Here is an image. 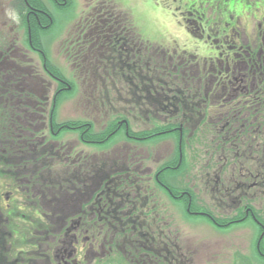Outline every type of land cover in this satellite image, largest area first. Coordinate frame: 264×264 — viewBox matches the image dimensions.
Returning a JSON list of instances; mask_svg holds the SVG:
<instances>
[{
    "label": "flooded vegetation",
    "instance_id": "1",
    "mask_svg": "<svg viewBox=\"0 0 264 264\" xmlns=\"http://www.w3.org/2000/svg\"><path fill=\"white\" fill-rule=\"evenodd\" d=\"M2 1L0 0V173L2 177H6L10 173L13 174L11 168H14L17 173L16 179L22 182L8 178L0 182V188L7 190L4 193V203L0 197V204H3L0 207V217H5L4 227L6 229L4 253L2 251L3 264H24L21 255L16 254L22 251H16L15 254L10 253L13 246L12 239L14 241L16 237L20 241L31 240L27 254L29 257L34 256L35 261H42L43 264H54L56 260L61 261L59 264H204V261H208L209 264L217 262L264 264V209L254 204L256 199L259 200L257 196L264 194V5L258 7L257 10L255 6V10L252 11V16L255 17L251 16V18L256 22L255 35L248 28L247 20L242 24L244 41L239 40V26L236 30H230L227 25H224L221 31L210 34L212 28L209 23L204 24L197 21L200 19L194 18V15L189 13V8L183 12L186 16L181 17L184 20L183 25L178 23L186 36L191 39L190 53L193 50L195 52L199 50L205 62L209 61L208 71L216 74L214 78L222 83L220 87L209 88L208 92L198 80L196 87L190 86L195 106L207 103L205 107L212 108L214 113L226 117L220 129L210 124L212 127L201 139L202 146L204 150L207 149L206 152L212 151L219 155L226 141V155L230 160L227 164L232 172L231 179L233 177L242 179L240 186H236V183L232 181H224L225 184L217 186L218 189L221 188L227 192L228 201L224 202L226 208L221 207L220 210L210 215L199 210H195L193 214H189L190 211L187 212V215L197 218L198 221L191 220V217L184 218L183 223L187 226L189 224L197 226V230L208 227L214 235L225 238L223 246L216 251L214 246H211L213 236L211 242L202 240L196 245V250H193L194 248L182 247L179 244L181 239L178 233L175 236L176 239L167 244L157 242L163 234L153 238L148 231V226L152 222L154 226V221L159 216L157 209L148 210L150 203L158 202L161 206L164 201H168V194L171 196L172 192L180 188L185 194H187L186 188L192 190L193 194H198L197 191L203 187L199 186V188L196 181H206V184L211 181L208 174L202 176L203 178L184 180L189 177L185 171L188 160L191 158V152L185 151L184 159L182 154L181 158L178 157L177 162L184 163L185 169L181 171V176L179 173L169 174L168 170L177 168L178 163L176 165L162 163L168 160L166 156L161 161L163 165L161 169L154 164L156 169L149 174L142 169L136 170L140 166L135 167L136 165L131 160V152L127 147L132 143H143L151 149L159 144L153 142L151 135L128 136L126 133L128 124L117 122L116 129L123 127L124 136L128 137V143H125L126 147L121 153L119 152V156L127 158L129 163L126 164L133 166L135 173L138 174L136 178L138 182L132 181L134 186H131L132 189L136 188L134 196L131 201L125 202L121 196L123 189L112 185L116 182V178L118 180L121 178L120 174L110 176L112 173H109L104 177L99 162L89 164L91 165L89 169L88 165L82 164V160L85 159L83 155L70 146V141L61 138L65 133L76 134L74 131L79 130L78 140L80 142L78 141V144L99 146L103 140L85 137L94 129L93 124L71 122L69 125L60 124L58 126L53 118L54 94L58 90H66L68 85L55 78V62L48 54L45 44L43 43V47L38 42L40 31L49 30L51 25L49 9L45 3L40 4V0H16L17 4L11 7L9 18L5 11L7 5ZM57 1L52 0L55 4H58ZM245 2L247 3V0ZM81 22L73 30L72 36L64 41L63 62L66 68L71 72L84 70L81 71L83 83L90 75L93 80L88 79L87 84L94 87L97 86L96 80L100 81L104 74L106 77L112 76L117 79L116 83L125 84L139 101L142 93L143 98L148 100L149 97L159 92L157 87V90L151 86L148 87V79L140 74L141 72L133 71V69L137 71L141 68L137 67L140 62L134 61V57H140L141 54L145 60L141 69L149 70L153 62L157 63L150 55L146 56L147 46L144 42L134 41V31L130 34L124 33L128 36L122 37L124 29H115L120 23L117 25V22L114 23L115 21L109 16L107 19L102 13L97 12L92 3L89 4L86 17ZM98 23L101 26L108 25L112 32L99 30ZM200 38L206 40H200ZM108 44H112L111 49L104 50L99 60L98 48ZM95 49L97 54L93 55ZM192 55L196 57L194 53ZM130 58L132 61H129ZM163 63L165 70L174 69L172 75L178 73L180 62L171 69H168L171 65L166 66L167 60ZM94 68L96 69L92 74L91 71ZM195 68L196 64L187 65L188 80L181 78V75V79H177L181 81V85L183 82L194 81V78L198 79V72ZM182 76H186L184 71ZM55 84L62 85V87L58 89ZM165 91L162 87L163 96L153 100L155 108L162 109L166 107V104H170L176 109L175 104L164 97ZM39 92H44L46 95L52 92L53 96L50 99L46 95L41 96ZM6 93H8L7 98L3 97ZM172 93H176L175 97L178 94L182 96V90L178 88ZM207 93L212 96L210 102L207 100ZM115 96L120 99V92ZM147 102L151 103L150 100ZM143 109L146 115V109ZM132 120H129L130 124H133ZM172 121L169 123L175 127L167 129V133L172 136L177 135V139L183 141L181 139L183 130L189 132L187 128H184L186 122L183 119L179 120L180 122L175 119ZM218 121V116L215 115L213 122L216 124ZM221 130L223 137L219 134ZM189 136L190 134L186 135L188 142ZM52 149H56L57 153H54ZM151 152L156 153V148ZM41 155L48 156L50 160L56 158L58 162L64 163V167L67 166L65 168L67 172L60 179L67 183L65 188L68 192L65 198L56 202L60 210L65 209L73 201V190H75V195L79 194L77 206L70 212L72 214L66 216L65 222L57 228V233L53 235H49L50 227L45 221L46 218L51 217L49 211L38 206L33 197H23V192L27 193L38 180L35 172H38L39 168L35 164L42 161L39 159ZM137 158L141 159L142 156ZM11 159L14 162H10ZM153 161L155 160L152 159L149 162ZM40 169H43L42 166ZM122 171L127 173L129 168L122 169ZM30 173L33 174L32 178L27 180L26 175ZM169 179L177 180V185L170 183ZM25 180H27V185H25ZM144 184L153 186L154 189L151 192L148 187H143V193L146 196L141 197L138 186ZM180 184H183V187ZM213 186L207 185L210 189ZM10 187L15 191L10 192ZM171 198L177 199L175 196ZM186 202L190 206L192 199L189 198ZM125 203L128 206H125ZM198 204L199 200L196 201L197 206ZM125 207L128 210L123 214L120 213L119 209ZM25 209L29 212L26 213ZM107 216H110L114 223V225L110 224L113 232L109 235L108 229V234L103 238L104 221L107 220ZM124 222H126L125 225ZM23 235H28V239H25ZM37 235H42V239H38ZM105 239L108 240L107 244L105 241V245L110 257L104 262V256L100 255L99 258L98 253L94 255L93 260L91 254L94 251L100 252V250L102 253ZM201 257L204 258L202 263L200 262Z\"/></svg>",
    "mask_w": 264,
    "mask_h": 264
},
{
    "label": "rangeland",
    "instance_id": "2",
    "mask_svg": "<svg viewBox=\"0 0 264 264\" xmlns=\"http://www.w3.org/2000/svg\"><path fill=\"white\" fill-rule=\"evenodd\" d=\"M3 1L2 3H5L7 5L5 11L10 18V12L12 11L11 7L13 8L17 4V1ZM41 1L46 4V7L49 9V12L53 17V23L51 25L50 31L45 30L41 32V34H46V40L48 42L47 51L52 52V57L55 60L56 66H59V64H63L62 60L64 55V41L67 40L68 37L72 36L73 30L80 23H82L81 21L84 19V17H86L89 3L93 2L94 4H98L100 7H107V9L120 17L119 21L123 26H125L126 23L132 19L135 24V32H133L132 29L124 28L122 37H124L125 34H130L131 32H133V34L135 35V37H133L134 41L137 40V42H139L138 39L141 38L143 41L148 42V45H150L151 47L149 49L148 46L146 47V56L150 55L156 60L155 62H157H153V66L149 70H143L141 68L143 67V63L145 60L143 54H141L140 57H134V61L140 62L138 63L137 67L141 68H138L137 71L133 69V71L141 72L140 74H143V76L148 79V87L151 86L156 90L158 88L159 92L148 98L151 103L147 102L148 100H145L143 98V93L142 98L139 101L137 96L135 98L125 84H123L122 82L114 83L117 79L113 78L112 76L106 77L104 74L100 81L96 80V87L89 86L87 84L88 79L93 80L90 75L85 78V82L83 83V74L81 73V71L84 70L79 69L78 71H74V80H76V87L74 91L69 93L67 96H63L62 94L59 106H57V111L55 110V121L57 123L56 125L60 126V124H69L71 122L79 121L83 122V124H90L89 122H91L94 126V129L89 132L88 136L91 137L92 133L95 134L97 132L98 134L91 138L94 140H102L110 130L108 129V125L114 123L115 120H118L119 117H117L116 114L120 113L121 111L125 112L127 110L128 114L127 116H125L127 117V121L133 119V124L130 127L132 128L134 136L137 137H140L144 133L147 134L156 131L157 129H171L172 127H175L169 123L173 122L172 119H175L178 122H180L179 120L183 119L186 122L184 123V128H187L190 132L189 133L187 130H183L182 138L184 151L191 152V158L188 160L186 171L183 166L179 167L182 162H177L178 159L177 155L175 154L177 142L171 137L156 141L157 144H159L155 145L156 147H154L157 150L156 153H152L151 151L154 148L150 149L149 147H146V144H130L127 148L129 149V152H131V160L133 164L136 165L135 167L140 166L136 170L142 169V171H144L146 174H149L152 170L156 169L154 164L158 166V169H161L163 167V165H161V161L166 156V158L168 157V160L162 161V163H168L169 165H176L178 163V169L184 170L189 175L188 178L184 179L185 181L192 180L196 177L203 178L202 176H204L205 174L209 175L208 178H210L211 181H208L207 184L206 181H196L198 187H203L202 189H199V191H197L199 195L197 193L193 194L192 190H188L186 188L187 194H185L183 190V192H179L178 195H174L177 199L164 201V204H162L161 206H159L158 202L150 203L148 210L150 208H154L155 210L157 209V214H159V216L158 219L154 221V226L152 225L153 222L150 225L149 221L147 222V224L149 225L148 231L153 238H155L159 234H163L159 239H157V242L167 244L176 239L175 236L178 233L179 239H181L179 244L182 247L194 248L193 250H196V245H198L202 240L211 242L213 236L211 246H214L215 250L217 251L223 246L225 238H221L222 236L214 235L212 230L208 227H203V229L201 228L197 230V226L190 224L189 226H187L185 223H183L184 220L182 219V216L180 214V205H182V207L184 208V216L188 218L191 217V220L193 221H198L197 218L187 215V212L190 211L189 214H193L195 210H199L200 212H204L210 215L213 214L214 211L220 210L221 207L226 208L225 203L228 201V198L226 196L227 192H224L223 190H221V188L218 189L217 186L225 184L224 181H232L233 183H236V186H240L242 179L240 180V178L237 179L235 177L231 179L232 172L227 164L228 162H230V160L226 155V141H224V148L222 149L221 153H219V155H216L212 151L206 152L207 149L204 150L202 146L201 139L204 137V134H206L212 127L210 126V124L215 126V128L220 129V127L224 124L226 117L214 113L212 108L205 107L207 103H201V105L198 107L195 106L194 100L192 99L193 94L191 92L190 86L192 88L196 87L198 80L200 81V85L204 87L205 91L208 92L209 88H216L218 86L220 87L222 86V83L217 82L216 78H214L216 74H212L208 71L207 65L209 64V61L206 60L207 63L205 62L199 50L197 52H195V50L192 51V53H194L196 57H194L192 53H190L189 46L191 39L186 36L182 28L179 27L178 23L180 22V24L183 25L184 20L182 18L186 16L183 12L189 8V13L194 15V18L200 19L197 21L204 24L207 22L209 23L210 27L212 28V32H209L210 34L221 31L224 25H227L230 30H236L237 26H239V40L244 41L245 39L242 35V24L247 20L248 28L251 30V33L255 35L254 30L256 22L251 18L252 11L255 10V6H257V10L259 9L258 7L264 5V0H247V3L245 2V0H68L69 4L67 7H59L63 3V1L66 0H58V4H55L51 0ZM247 4L252 7H249ZM82 6L86 10L85 14L83 13ZM118 16L116 17L118 18ZM118 24L119 22H117V25ZM192 25L194 24L192 23ZM116 28L117 27H115V29ZM200 40L205 41L206 39L200 38ZM206 44L209 45L208 43ZM100 49L98 48V52L100 53L99 60L102 57V53L104 52L105 48L102 47ZM95 54H97L96 49L94 50L93 55ZM132 55L134 56V54ZM166 60V66L171 65L168 69H171L174 65L180 62V69L178 73H176V75H172V71H174V69L170 71H168L167 69L165 70V65L163 62H165ZM129 61H132V59L130 58ZM116 63H118V61H116ZM188 64H196L195 70L198 72V79L194 78V81H188V83L182 81L183 85H181V81L177 79H181L183 77L188 80ZM103 68L106 67L103 66ZM63 69H61L60 71L69 80H71L69 73L66 71V69L65 71ZM95 69L96 68L91 71L92 74H94ZM183 71L184 73H186V76H182ZM162 87L166 90V94L164 97L167 99V101H171L172 103H174L176 109L173 108L170 104H166V107L162 109L155 108V103L153 102V100L157 99L161 95L163 96ZM177 88L182 90L183 97L179 94L176 97L174 96L176 93H172V91ZM118 92H120L121 94L120 99L115 96ZM7 94L8 93L3 94V97L7 98ZM39 94L41 96L46 95L44 92H39ZM206 95L208 102H210L212 100V96L210 95V93H207ZM46 96L51 99L53 93L49 92ZM48 107L49 105L47 106V108ZM128 108H131V110H129ZM143 108L146 109V115H144L145 110ZM47 111H49V109ZM215 115L218 116L219 120L216 124L213 122ZM150 122H152L150 125L147 124ZM153 122H155V124L157 125H153ZM222 130L219 132V134H221V136L223 137ZM187 134H190L189 142L188 137H186ZM78 135L79 132L77 134L66 133L61 138L70 141V146H73L77 152H80L81 155H83L85 159L82 160V164L88 165L89 169L91 168V165L89 164H91L92 162H104L107 165V170H109V167L111 168L110 171L111 173H113L112 175L119 173L121 178L119 180L118 178H116V182H113L112 185H116V188L123 189L121 196L123 197V200L125 202L131 201V198L134 196V193L136 191V188H131L132 185L134 186L132 181L138 182L136 180L138 174L135 173L136 170L134 171L133 166H129L128 164H126L129 163V160L127 158L119 156V152L121 153L123 148L126 147L125 143H128L126 138L122 137V140L119 141V146L114 145L106 150L102 147L107 146L109 143L115 140L116 138L114 136L111 137L110 140H108L100 148H97V146L91 147L85 146L82 143L78 144ZM208 146L210 145L208 144ZM46 147L44 149H46ZM56 149H52V151H54V153H57ZM136 155L137 157L142 156V158L139 159L136 157ZM87 156L88 158H86ZM128 158H130L129 155ZM152 159H154L155 161L149 162ZM40 160H42L39 161L40 164H35L36 166L38 165L39 168L38 172H35V174H37L36 178H38L39 182L35 184L36 186L30 188L27 193L23 194V197H33L37 201L38 206H46L49 211H51V219L46 218L45 221L50 227L49 235H53L57 233V228L65 222L66 216L72 214L70 212L77 206L79 194L78 196L75 194L72 195L74 197L73 201H71L70 205H67V207H65L64 201L65 209L60 210V206L58 207L56 205L58 199H56L57 197L55 196V189L53 188V186H55L54 184H61L62 180L60 178H63L65 173L67 172V170H65L67 166L64 167V163L58 162L56 158L54 160H50L48 156H44L40 158ZM43 161L45 162L44 165ZM115 161H117L116 164ZM10 162H14V160L11 159ZM41 166L43 169H40ZM127 168H129V172L126 173L122 171V169ZM11 172L13 174L10 173L7 176H15L14 168H11ZM108 172L109 171L104 172L103 176L106 177ZM181 175L182 172L180 171L179 176ZM30 177L31 174L26 176V179L28 180L30 179ZM27 180L24 181L25 185H27ZM121 180H123V182H121ZM105 181L106 180H104V182ZM169 182L177 185V180L175 179H169ZM20 183L22 182L20 181ZM180 185L181 187H183V184ZM207 185L214 186L210 189L207 187ZM138 187L140 189L139 192L141 193V197L146 196L143 193V187H148L151 192L154 189L153 186L150 187L148 184L140 185ZM177 188H180V186H177ZM63 191L64 189L62 187L61 192ZM239 192H241V190H239ZM66 194L67 193H64L62 195L66 196ZM188 195H190V197ZM189 198L192 199L190 206H188V202H186V200ZM257 198L259 200L256 199L254 201V204L259 206L261 209H264V194H259ZM197 200H199L198 206L196 205ZM125 206H128V204L125 203ZM52 208H54V210H52ZM126 210L128 209L120 208L119 212L123 214L124 212H126ZM25 212L27 213L29 212V210L25 209ZM125 223L126 222H124L123 224L125 225ZM110 224L114 225V223H112L111 217L107 216V220L104 221L105 232L103 238H105L108 234V229L110 231L109 235L112 234L113 228L112 226H110ZM4 226L5 217H0V251L1 249L5 248L4 242L6 229ZM37 236L38 239H42V235ZM25 239H28V235H25ZM105 241L106 239L103 242L102 253L100 250V252L94 251L91 254V256L93 255V260L94 255L98 253L99 258L100 255L104 256V262L110 257V253L105 245ZM107 243L108 240L106 241V244ZM30 244L31 240L20 241L17 239V237L13 241V245H20L21 249H23V252L30 249ZM28 257L29 254L21 256V258L24 259V261H22L24 264H31L32 262H34L35 264H43L42 261H35L34 256H30L29 259ZM207 257L210 258V256ZM203 259V257L200 258L201 263ZM60 262L61 261L56 260L54 264H59ZM204 262V264H209L208 261ZM0 264H2L1 252ZM216 264H225V262H217Z\"/></svg>",
    "mask_w": 264,
    "mask_h": 264
},
{
    "label": "trees",
    "instance_id": "3",
    "mask_svg": "<svg viewBox=\"0 0 264 264\" xmlns=\"http://www.w3.org/2000/svg\"><path fill=\"white\" fill-rule=\"evenodd\" d=\"M166 130V129H165ZM160 131H164V130H156V132H160ZM43 157V155H41L40 157H39V159L40 158H42ZM168 172H169V174H171L172 172L170 171V170H168ZM55 186H54V188L60 193L61 192V188L63 187V189H64V191H65V187L67 186V183H65L63 180H62V182H61V184H54Z\"/></svg>",
    "mask_w": 264,
    "mask_h": 264
}]
</instances>
